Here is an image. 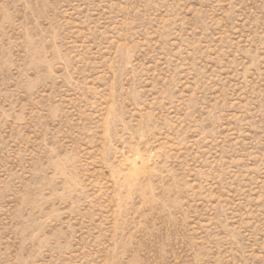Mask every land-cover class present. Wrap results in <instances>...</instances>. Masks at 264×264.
<instances>
[{
  "label": "rangeland",
  "instance_id": "rangeland-1",
  "mask_svg": "<svg viewBox=\"0 0 264 264\" xmlns=\"http://www.w3.org/2000/svg\"><path fill=\"white\" fill-rule=\"evenodd\" d=\"M0 264H264V0H0Z\"/></svg>",
  "mask_w": 264,
  "mask_h": 264
}]
</instances>
